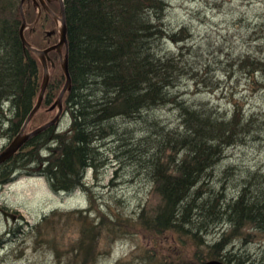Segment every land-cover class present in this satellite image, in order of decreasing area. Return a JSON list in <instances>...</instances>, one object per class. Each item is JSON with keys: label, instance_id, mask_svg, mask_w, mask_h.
I'll list each match as a JSON object with an SVG mask.
<instances>
[{"label": "rangeland", "instance_id": "374dc122", "mask_svg": "<svg viewBox=\"0 0 264 264\" xmlns=\"http://www.w3.org/2000/svg\"><path fill=\"white\" fill-rule=\"evenodd\" d=\"M20 1L16 9L6 12L11 33ZM167 2L164 27L168 36L158 39V54L171 58L170 54L177 52L175 61L184 66L171 94L178 102L225 120H231L236 110L242 117L240 121L236 117L240 122L234 135L237 142L229 147L224 144L229 141L222 142V157L206 170L194 190L201 204L204 199L214 201L216 208L223 201H232L245 184L250 186V197L256 196L258 189L263 194L264 0ZM24 8L30 11L28 23H35L37 11L32 6L31 10L27 5ZM184 27L193 35L177 38L187 44L173 42L177 38L172 41L171 33ZM36 28L24 31L36 46L45 48L58 41V34L50 39L46 34L56 29L53 18H43ZM36 60L41 85L43 67ZM61 74L57 60L54 68L50 66L49 85L61 89L65 83ZM48 107L43 105L29 131L54 117L56 110L48 111ZM70 115L67 109L54 132L70 127ZM1 122L2 118L0 153L16 136L8 131L9 124ZM108 123L114 134L103 133L95 144L92 168L84 171V184L75 190L56 191L44 175L29 174L40 166V159L0 185V209L21 214L19 222H13L0 210V239H10L0 244V264H201L203 259H215L218 252L221 256L230 253L227 263L264 264V233L250 225L235 229L230 222L219 221V215L201 222L200 209L192 211V220L184 223V228L163 230L152 224L163 204L156 189L158 160L173 169L185 153L161 139L169 130L185 131L175 104L144 108L133 118L119 116ZM30 150L27 147L22 154ZM38 153L43 157L49 150ZM223 240L222 248L214 249Z\"/></svg>", "mask_w": 264, "mask_h": 264}, {"label": "trees", "instance_id": "16d2710c", "mask_svg": "<svg viewBox=\"0 0 264 264\" xmlns=\"http://www.w3.org/2000/svg\"><path fill=\"white\" fill-rule=\"evenodd\" d=\"M156 1L159 2L154 6ZM65 4L72 76V88L65 102L71 114V125L63 133H55L51 128L31 138L20 152L0 166V184L13 180L14 172L40 159L46 162L42 174L51 187L71 192L82 184L86 168L93 165L95 144L103 133L104 136L114 134L108 121L119 116L133 118L141 109L171 102L179 111L185 131L169 130V135L166 133L161 139L173 142L176 150L185 153L173 169L158 160L156 189L163 204L152 224L163 230L179 228L191 222L192 211L200 209L201 222L219 215V221H228L235 229L250 225L264 233V200H261L264 193L260 194V189L256 196L250 197L252 192L248 193L247 189L250 186L245 184L232 201H223L218 208L214 201L204 199L201 204L202 199L194 190L205 177L206 170L219 159L222 142H230L237 134L235 129L240 126L238 121L242 117L241 111L236 110L231 120L219 121L202 108L191 107L172 97L170 88L178 81V72H184V66L158 54V39L168 36L164 27L166 2L65 0ZM17 5L18 0L16 3L15 0H0V90L6 96L24 98L26 103L40 91V67L36 56L20 39L19 8L12 33L8 25L6 12ZM63 77L61 74V79ZM25 107L26 104L22 111L14 110V117L21 119L27 112H24ZM157 129L161 135L160 127ZM27 147L31 150L22 154ZM45 149L49 154L39 157L38 152ZM223 245L216 244L214 249L219 251ZM228 255L221 256L218 252L213 258L227 263Z\"/></svg>", "mask_w": 264, "mask_h": 264}, {"label": "bare ground", "instance_id": "6f19581e", "mask_svg": "<svg viewBox=\"0 0 264 264\" xmlns=\"http://www.w3.org/2000/svg\"><path fill=\"white\" fill-rule=\"evenodd\" d=\"M35 2H36V0H34ZM60 3L62 2L63 3V5H62V7H63V11H64V14L66 15V4H65V0H58ZM29 2H33V0H25V2H24V4H23V13H24V16H25V20H26V22L28 23V21H27V16L30 14V11H28V15H27V12H26V8H24L25 7V5H27L28 7H29V9L31 8V6L32 5H28L29 4ZM37 2H39V1H37ZM158 2L159 1H156V3H155V5L154 6H156L157 4H158ZM164 2H166V4H165V10H164V12L165 11H167V9H168V2H167V0H164ZM21 3H22V0L20 1V3H19V13H20V16H21V24H22V22H23V15H22V12H21ZM61 3V4H62ZM45 4V8H46V10L49 12V14H50V17H55V18H58V19H61L62 18V12L60 13V14H57L56 12H54V11H52V10H50V8L46 5V3H44ZM14 7V9H16L15 8V6H13ZM33 7V6H32ZM33 9H34V7H33ZM31 10V9H30ZM35 10V9H34ZM36 11V10H35ZM44 12V9H42V7L40 6V7H38V12H37V14H42ZM49 16V15H48ZM159 22V21H158ZM33 23V22H32ZM32 23H28V24H32ZM52 33H53V30L51 31ZM181 34H184V35H186V36H188V37H191L192 35H193V33L191 32V30H189L187 27H184V28H182L181 29V31H175V32H172L171 33V38H172V41H173V39L174 38H177V37H181ZM20 39H21V37H20ZM22 41V40H21ZM173 42H176V43H178V44H180V43H184V45L185 44H187V42L186 41H184L183 39H180V38H177L175 41H173ZM34 47H36V48H40V47H38V46H34ZM29 50V49H28ZM30 52H32L31 50H29ZM35 56H36V58H38L39 60H40V58H39V56L36 54V53H34V52H32ZM54 54H56V56H55V62H57V60L60 62L61 61V58H60V55H59V53H57L56 51H55V53ZM171 55V60H174L175 59V57H177V52H174V53H171L170 54ZM40 62H41V60H40ZM41 64H42V62H41ZM43 67V66H42ZM70 69V68H69ZM71 73V72H70ZM43 77H44V71H43ZM51 82V77L49 78V81H48V83H50ZM0 83H1V81H0ZM48 87H49V84H48ZM62 89V88H61ZM58 86H56V85H52V86H50L49 88H47V90L44 92V94L42 95V96H40L41 94L39 93V92H36L33 96H31V99H28V101H26V103H24L25 102V99L24 98H22V99H20V98H18L17 97V99H16V97L15 96H6V95H4V93L3 92H1V90H0V118H2V122H1V124H9L8 125V127H7V129H8V131L9 132H11L12 134L13 133H16L17 131V133H16V136L20 133V131H21V129L23 128V126L25 125V126H27V128H26V130H25V132L26 133H29V132H32L33 130H35V129H37L38 127H40V126H42V125H44L45 123H47V122H49V121H51L55 116H56V114H57V112H58V107H56L55 109H53V110H51V108L53 107V105H54V103L58 100V98H59V96H60V94H61V90ZM172 95V97H173V94H171ZM65 97H66V94L64 95V97H63V114H62V116H61V118L57 121V122H55V124L54 125H52L51 127H49V128H47L45 131H47V130H49V129H51V128H54V130H56V128H57V130H58V127L60 126V124H61V121H62V118L65 116V114H66V111H67V109H65V107H67V105H66V102H65ZM54 98H55V100H54ZM171 98V97H170ZM54 100V101H53ZM26 104V107H25V109H24V112L25 111H27V112H25V115L21 118V119H18V118H15V117H12L11 116V110H16V111H22L23 110V106ZM40 104V106H39V108L34 112V109L38 106ZM43 105H45V106H48L49 105V107H48V111H55L56 110V114L54 115V117L53 118H51L50 120H48L47 122H45V123H43L42 125H40V126H38L37 128H35V129H33V130H28L29 129V125H32V123L36 120V118H37V114H38V112L42 109V107H43ZM8 111H10V115H9V112ZM212 116H214V114H211ZM215 117V119L216 120H219V121H221V120H223L224 118H223V116H214ZM17 130V131H16ZM45 131H43V132H45ZM42 132V133H43ZM42 133H40V134H42ZM55 133H61V132H55ZM63 133V132H62ZM40 134H38V135H40ZM38 135H36V136H38ZM15 136V137H16ZM15 137H14V139H15ZM35 137V136H34ZM33 138V137H32ZM13 139V140H14ZM31 139V138H30ZM29 139V140H30ZM12 140V141H13ZM28 140V141H29ZM12 141L10 142V144L12 143ZM27 141V142H28ZM26 142V143H27ZM237 141L234 139V137H233V139L231 140V142H229V143H224L227 147H229V146H231V145H233V144H235ZM26 143H25V145H26ZM9 144V145H10ZM140 144V143H139ZM24 145V146H25ZM24 146L18 151V152H20L23 148H24ZM153 148H155V147H153ZM18 152H16L10 159H12ZM222 152L221 153H219V158H221L222 156ZM44 157V156H43ZM10 159H8L6 162H8ZM6 162H4V163H6ZM4 163H2L1 165H3ZM44 164H46V162L45 163H41L40 164V166L36 169V170H33L32 172H29V174H31V175H37V174H40V175H43L42 174V172H43V169H42V167L44 166ZM154 164V163H153ZM0 165V166H1ZM88 168H92V165H89L87 168H86V170L88 169ZM22 170H17L16 172H14L13 173V175L12 176H16L17 175V173L18 172H21ZM85 173V172H84ZM84 175V174H83ZM82 184H84L83 182H82ZM81 186V185H80ZM79 187V186H78ZM62 192V191H61ZM2 212V214L3 215H5V217H7V218H11L12 220H13V222H16L17 220H18V222H19V220H20V218H21V214L18 212V211H16L15 213H13V212H11V211H9L8 209H6V208H3V211H1ZM180 228V227H179ZM181 228H184V226H182ZM8 241H10V239H8V238H2V239H0V244H2V243H6V242H8ZM217 244H225V241H220V242H218ZM205 261H207V260H202V262H201V264H203ZM225 263V262H224ZM229 263V262H228ZM226 264V263H225ZM229 264H231V263H229Z\"/></svg>", "mask_w": 264, "mask_h": 264}, {"label": "water", "instance_id": "95a60500", "mask_svg": "<svg viewBox=\"0 0 264 264\" xmlns=\"http://www.w3.org/2000/svg\"><path fill=\"white\" fill-rule=\"evenodd\" d=\"M24 2H25V0H22L21 8H20L22 15H23V22H22L21 27H20V37H21V40H22L24 47H26L27 49L36 53L42 62L44 77H43L41 89L39 92L41 94L40 96H42L44 94V92L46 91V89L48 88V84H49L48 81L50 78L49 61H51L49 54L53 51H56L60 55V58H61L60 63H61V67H62L64 76L66 78V81H65V84L63 85V87L61 89L62 91H61V94H60L58 100L54 103L53 107L51 108V110H53L56 107H58V112H57L56 116L51 121L45 123L44 125L38 127L37 129H35L29 133L25 132L27 126L24 125L23 128L21 129L20 133L15 137V139L12 141V143L10 145H8L0 153V165L2 163L6 162L8 159H10L16 152H18L30 138L42 133L47 128L54 125L55 122H57L61 118L63 111H64L63 110V97L68 91L71 90V87H72V77H71V73H70V69H69V43H68V38H67V23H66L64 11L62 10V18L60 19L62 21L63 27L61 28L60 40L58 41V43H56L55 45L49 46L47 48H44V49L36 48L28 42V40L26 39L25 34H24V31L26 30L27 27H33V25L36 24V23L28 24L26 22L25 16L23 13ZM62 5H63V3H62ZM51 33L52 32H49V35ZM63 46H65V53L64 54L62 53L63 52L62 51ZM53 65H54V63H53ZM39 106H40V104L34 109V112L39 108ZM203 264H225V263L222 262L221 260H218V259H210V260L205 261Z\"/></svg>", "mask_w": 264, "mask_h": 264}, {"label": "flooded vegetation", "instance_id": "af4514ba", "mask_svg": "<svg viewBox=\"0 0 264 264\" xmlns=\"http://www.w3.org/2000/svg\"><path fill=\"white\" fill-rule=\"evenodd\" d=\"M37 1H39V2H37ZM44 3H46V5L50 8V10H52V11H54V12H56L57 14H60L61 12H62V9H63V7H62V4L58 1V0H36V2L33 0V2H29V6L30 5H32L33 7H34V9L38 12V7H42V9H44V12L41 14V18H40V21L38 22V23H41L42 22V20H43V18H45V17H50V14H49V12L46 10V8H45V4ZM38 15L39 14H37V17H38ZM49 15V16H48ZM51 18H53L54 19V22H55V24H56V30L53 32V33H51L48 37H49V39L51 38V37H54L56 34H57V26H58V20H57V18H55V17H51ZM37 29H35L34 31H36ZM59 41V40H58ZM58 41H56L55 43H58ZM55 43H53V44H55ZM65 47H63V49H64ZM54 53V52H53ZM50 57H51V60H52V62L53 63H55V60H54V56H53V54L52 55H50ZM53 66V64L51 65V67ZM1 211H3V209H0Z\"/></svg>", "mask_w": 264, "mask_h": 264}]
</instances>
